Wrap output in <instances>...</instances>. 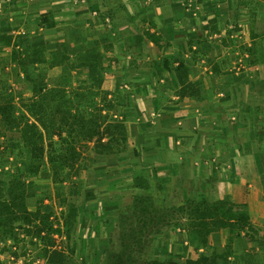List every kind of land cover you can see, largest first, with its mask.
<instances>
[{"label": "crops", "instance_id": "obj_1", "mask_svg": "<svg viewBox=\"0 0 264 264\" xmlns=\"http://www.w3.org/2000/svg\"><path fill=\"white\" fill-rule=\"evenodd\" d=\"M1 107L0 196L9 198L7 173L24 172L31 155L13 144L34 132L43 144L72 139L67 124L59 134L51 130L62 110L75 120L108 115L103 123H121L125 136L106 152L95 151L94 141L78 142L91 164L75 187L76 197L83 195L73 233L90 239L93 219L110 222L113 209L131 205L109 192H136L141 178L154 193L166 188L243 204L256 229L248 242L246 230L236 236L220 228L206 247L176 233L159 259L184 263L230 244L218 264H264V0H0ZM49 167L44 157L35 175H24L25 202L60 218L66 204ZM40 243L21 228L10 235L0 227V264H52Z\"/></svg>", "mask_w": 264, "mask_h": 264}, {"label": "trees", "instance_id": "obj_2", "mask_svg": "<svg viewBox=\"0 0 264 264\" xmlns=\"http://www.w3.org/2000/svg\"><path fill=\"white\" fill-rule=\"evenodd\" d=\"M145 35L154 43L159 45V37L154 33L146 32ZM250 52V48H246ZM16 55V53L14 52ZM15 57V56H14ZM99 65V62L96 61ZM183 64L178 65V69L181 68L182 72H185ZM182 82V76L179 77ZM105 98V96H103ZM106 101H104L105 103ZM107 107H111V101L105 103ZM0 110L4 112V108ZM56 125L51 126L52 131H57L58 134L62 130V125L67 124L70 128L69 137H59L56 144L48 142L43 144V137L40 132H34L25 137L23 143L13 144V147L17 148L18 153L22 154L24 146H28L31 149V155L24 160L23 167L24 172L9 171L7 191L9 192V198L0 196V227L6 234H13L15 227L21 228L25 234L29 235L35 240H41L40 243V255L48 263L52 264H65L69 256L65 253V250L58 248L55 244V239L52 234H64L66 240L69 241L74 228V222L76 218V204L73 202L66 204V211L60 212V218L56 220V225L49 221L52 212H42L41 206H38L35 210H30L26 206L25 202V183L23 181L24 175H35L41 168L46 157L49 163V168L53 173L51 181L55 187L56 194H59L66 190L63 189L64 182L69 179L71 182L75 179L74 185L79 182L80 172L83 169L88 170L91 164V159L87 160V156L81 157V151H86V145H80L78 142L83 139L87 141H94V150L97 152H106L109 150H115L117 145L124 138V128L121 123H111L103 121L108 120V115L105 117L94 116L93 119H80L75 120V114H68L62 110L57 114ZM73 118V120H71ZM105 118V119H104ZM75 132L78 137L72 136L71 132ZM108 136V140L102 142L101 139ZM76 142V143H75ZM78 143V144H77ZM79 145V149L76 146ZM13 170V169H12ZM6 175V176H7ZM134 186L145 185L147 189L148 182L145 179L137 178ZM144 183V184H143ZM72 187H75V186ZM160 188V187H159ZM63 189V190H62ZM68 190V188H67ZM72 192V191H71ZM154 194V191H150ZM144 198L139 195L133 196L131 205L134 208H148L152 207L150 198ZM88 195H90L88 193ZM66 199H62V203ZM185 213L187 218V226L191 230L192 237L199 246L206 247L209 245V235L219 230L220 228H229L230 233H235L238 236L239 232L245 231L244 236L248 242L252 240V233L256 232L255 227L251 224L245 205L236 204L226 200H217L214 202H208L202 194H196L192 200H189L186 205L180 207ZM128 216H131L130 214ZM62 219V225L59 220ZM45 230V232H44ZM43 234L41 235V233ZM41 235V236H40ZM230 244H227L223 253H216L212 251L211 254L200 252L196 258H186L184 263H180L173 259H166L159 261H144V264H218L220 259L227 256L229 252Z\"/></svg>", "mask_w": 264, "mask_h": 264}, {"label": "rangeland", "instance_id": "obj_3", "mask_svg": "<svg viewBox=\"0 0 264 264\" xmlns=\"http://www.w3.org/2000/svg\"><path fill=\"white\" fill-rule=\"evenodd\" d=\"M244 50L247 52L246 48ZM74 183L75 179L71 182L67 179L64 182L63 189L66 191L59 194L61 204H63L62 199H66L65 204L70 202L77 204L81 200L80 197L83 194L81 192V196L76 197L77 183L76 185ZM73 185L75 187H72ZM165 189L152 194L145 185H140L136 192L129 189L124 194L121 193L122 191H110V199L121 200V202L122 200L129 201L135 195L148 198L152 194L150 198L152 207L134 208L132 205L122 204L113 209L110 222L95 224L94 219L91 221L92 224L85 230L87 232L85 237L93 235L90 239H84V237L72 233L69 241L59 240L56 245L67 252L69 256L67 261L74 260L72 264H94V262H98V264H144V261L156 259L159 261V256L163 255L160 252L161 248L166 250L165 245L174 242L173 234L184 233L188 239L192 237L191 230L187 226L188 220L180 207L192 200L193 196L188 197L182 192L177 195V193ZM98 211L103 213L100 209ZM42 212L46 213L44 210ZM129 214L131 216H128ZM58 218L59 215L52 213L49 221L52 223ZM100 232L101 236H96ZM51 235L53 237L54 234L51 233ZM108 236L111 238H107ZM37 241L41 242V240ZM82 247L88 251L89 255H81ZM94 250L99 252V257L90 256Z\"/></svg>", "mask_w": 264, "mask_h": 264}, {"label": "built area", "instance_id": "obj_4", "mask_svg": "<svg viewBox=\"0 0 264 264\" xmlns=\"http://www.w3.org/2000/svg\"><path fill=\"white\" fill-rule=\"evenodd\" d=\"M58 235V234H57ZM59 236V235H58ZM56 245V244H55ZM56 246H58V245H56ZM59 247V246H58ZM61 248V247H60Z\"/></svg>", "mask_w": 264, "mask_h": 264}]
</instances>
